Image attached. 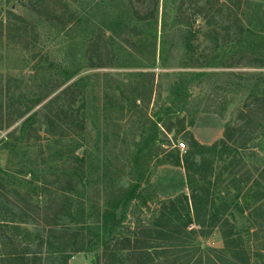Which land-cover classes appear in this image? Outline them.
Here are the masks:
<instances>
[{"label":"rangeland","instance_id":"1","mask_svg":"<svg viewBox=\"0 0 264 264\" xmlns=\"http://www.w3.org/2000/svg\"><path fill=\"white\" fill-rule=\"evenodd\" d=\"M172 2L164 20L161 0L153 23L142 20L131 29V14L122 19L120 32L136 34L138 43L131 41L130 47L118 39L105 51L102 33L115 20L112 8L124 10L126 0H0V264H23L25 256L31 263L58 257L48 250L49 240L55 241L48 224L62 204H69L74 217L60 219L57 227L79 228L84 243V251L67 255L66 264H109L113 251L102 246L101 231L96 243L87 233L100 220L87 214H101L117 184L131 186L135 198L111 237L130 235L137 225L152 226L163 214L174 222L178 212L184 215L178 199L184 201L186 195L190 204L186 173L182 166L158 164L167 152H161L167 146L162 145L159 119L170 111L173 129L165 136L173 139L167 150L175 153L178 142L188 150L176 133L178 119L202 146L222 137L249 94L264 85L258 79L264 69L249 61L246 50L249 44L264 46V36L235 40L238 31L245 37L250 29L264 32V0ZM163 31L171 51L166 67L157 58L152 63L151 53L153 40L158 48ZM72 83H77L73 93L51 101ZM72 100L73 112L63 108L65 115L59 113ZM66 114L71 116L66 119ZM244 124L240 122L242 132L227 139L238 155L220 157L217 150L197 148L192 162L202 207L214 206L211 210L245 229L264 222V215L248 218L245 208L253 193L245 200L242 196L252 187L256 196L264 191V125L253 129ZM184 151H178L181 157ZM136 163L146 183L134 180ZM20 214L29 221H11ZM195 244L202 249L223 246L217 230L196 232L191 246ZM257 244L264 248V232ZM7 259L13 261L5 263Z\"/></svg>","mask_w":264,"mask_h":264},{"label":"trees","instance_id":"2","mask_svg":"<svg viewBox=\"0 0 264 264\" xmlns=\"http://www.w3.org/2000/svg\"><path fill=\"white\" fill-rule=\"evenodd\" d=\"M127 7L120 5H115L112 8L111 13L114 15L115 20H111L110 26H107L102 33V38L105 46V51H108V43L114 42L120 39L125 45L130 47H134V43L131 41H135L138 43L139 37L136 34L135 36H131V34H126L120 32L125 24L122 21L124 18H130V24L127 27L133 29L138 26L139 21L146 20L155 22L158 16L160 0H126ZM172 0H161V11H162V20L165 19V9L167 6H172ZM251 6L253 5L251 2L249 3ZM256 9L259 7V4H255ZM131 12V13H130ZM199 13V11L197 12ZM249 21V20H248ZM161 29L165 27V22L161 21ZM256 27L255 25H252ZM131 32V31H130ZM263 31H254L252 29L248 30V36H241V33L235 32V34H239L237 36L238 42L242 43L244 40L254 41L257 37L263 38ZM108 33V34H106ZM165 31L161 32V40H159V45L157 48V44L155 40L152 42V63L155 62L157 58L163 67H166L168 60L170 58V50L167 48L165 43L164 36ZM236 36V35H233ZM138 37V38H137ZM237 42V41H236ZM94 44V43H93ZM111 44V43H110ZM264 44V43H263ZM247 45L248 55H251L252 61L254 65L258 68L264 69V46L261 42H258L256 48ZM115 59V58H113ZM212 62L209 61L204 64L206 67L209 66ZM203 64H199V66H204ZM196 66V65H195ZM204 66V67H205ZM142 72L141 74H144ZM69 76L66 77V79ZM259 78L264 81V71L259 73ZM261 80V81H262ZM178 81H181L179 78ZM77 83H72L67 86L64 90H62L59 96H56L51 101L56 102V100L60 96H64L71 92L73 88H76ZM178 85V84H177ZM256 87V86H255ZM255 89V88H254ZM253 89V91H254ZM175 91H177L175 89ZM178 92V91H177ZM176 92V93H177ZM250 95V100L243 103V106L240 110H238V116L235 117L232 121L228 122L224 126V130L222 133V137L214 142L210 146H202L199 142L194 138L192 133L188 130L186 124L182 119H178L180 128L176 131L177 134H182V137L187 141L188 150H185L183 156L181 157L179 154V149L175 153L174 150H167L172 148L173 139H167L165 135H168L172 132L173 124H171V118L167 115L170 114V111L167 109L165 112V117L163 119H159L162 123V145H166L167 148L165 150H161L162 153L166 152V156L163 159L158 161V164H172L173 166H182L185 170V179L187 187L190 190V204L187 196L183 195L184 201L180 199L179 201L182 203L184 208V215L176 216V222L174 219H167L163 214L159 216V221L155 222L152 226H136L135 231H132L130 235H122V236H112L118 226L121 225L125 215L126 209L129 203L135 198L134 191L129 187L122 188L123 186L116 185L117 189H112L109 195L107 202H105V207L102 213H96L94 211H89L87 214L94 216L96 222L100 220V226L94 228V232L90 231L91 228L88 229V236H92V239L98 241V233L101 231V239L100 242L105 250H110L113 252V257L109 258V264H264V248H259L257 241L258 236L261 234L264 229V222L258 224L259 222H252V225H255L252 228L246 226V228H241L234 224V222H230L227 219V215L216 212L215 210H211L214 206H208L207 204H200L201 195L196 189L198 182L196 181L195 172L194 171V160L195 150L197 148L203 149L208 152H213L214 150L219 151L220 157L228 156L231 154L238 155V149H231L227 144V139H230L232 134L235 131L242 132V128L240 126V122H245L247 125L255 129L256 127L264 125V85L262 90L259 93L255 91ZM74 104V100L62 104L59 110V113L63 114L64 109H68V112H73L72 105ZM65 115V112H64ZM71 115L66 114V119H68ZM48 122V121H46ZM263 122V124H261ZM238 124L237 126L234 125ZM189 126H191L189 124ZM164 133V134H163ZM153 141V140H152ZM137 168L135 170L137 177L134 180H138L139 184L144 182V171L140 169V166L136 163ZM262 178L264 180V168ZM147 180H145L146 183ZM126 186L128 183L125 184ZM260 190V184H255ZM264 190V182L262 186ZM203 188H201L202 190ZM250 189H254L247 191L242 194L243 199L245 200L250 193H253L249 198L251 202L247 205L245 209L249 210L248 218L252 221V219H256V217L260 215H264V191L261 194L258 193L257 190L252 187ZM261 191V190H260ZM185 202V205H184ZM181 205V206H182ZM239 207V205L237 206ZM119 210V214H116V211ZM243 211V209H241ZM54 222L48 224V226L52 227L51 233L53 237H55V241L51 242L49 240V251L54 250V252L59 255L58 257H51L48 260H45L41 263V258L31 261L28 258L22 257L23 264H56L62 263L66 264L67 255L69 256L73 252H83L84 251V243L81 245L80 237V229L78 228L75 231H70V229L66 227L58 228V224L60 219L68 218L69 220L73 219V214L70 211L69 204H62L58 208H55L54 211ZM100 214V215H99ZM23 216L27 217V214L24 212ZM20 214V218L11 219V221L26 223L29 220L22 217ZM224 215V216H223ZM15 217V215H13ZM252 218V219H251ZM264 218V217H263ZM166 219V220H165ZM160 220L162 222H160ZM84 222L85 219H82ZM164 221V222H163ZM256 223V224H255ZM196 225L199 227L198 231L193 229L188 230L190 225ZM57 227V229L55 228ZM250 229H253L251 232ZM212 230H217L221 236L223 246L219 249H202L198 245H193V239L196 232H200L201 235H208L212 232ZM251 236H255V240L250 239ZM42 242V241H41ZM79 242V245H78ZM43 243V242H42ZM113 243V244H112ZM42 246V245H41ZM192 251L198 252L197 256L192 254ZM37 253H41L37 251ZM97 260V259H96ZM13 260L7 259L5 263H10ZM19 261V260H18ZM59 261V262H58ZM98 264V260H97Z\"/></svg>","mask_w":264,"mask_h":264},{"label":"built area","instance_id":"3","mask_svg":"<svg viewBox=\"0 0 264 264\" xmlns=\"http://www.w3.org/2000/svg\"><path fill=\"white\" fill-rule=\"evenodd\" d=\"M176 148H178L180 151H184L185 149V144L183 142H178L176 144Z\"/></svg>","mask_w":264,"mask_h":264},{"label":"crops","instance_id":"4","mask_svg":"<svg viewBox=\"0 0 264 264\" xmlns=\"http://www.w3.org/2000/svg\"><path fill=\"white\" fill-rule=\"evenodd\" d=\"M197 122H201V121H200V119H199V120H197ZM188 129H189V128H188Z\"/></svg>","mask_w":264,"mask_h":264}]
</instances>
